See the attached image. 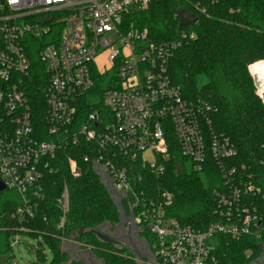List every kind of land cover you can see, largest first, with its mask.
<instances>
[{"label":"built area","instance_id":"built-area-1","mask_svg":"<svg viewBox=\"0 0 264 264\" xmlns=\"http://www.w3.org/2000/svg\"><path fill=\"white\" fill-rule=\"evenodd\" d=\"M148 2L0 0V231L17 244L20 233L44 239L33 224L48 219L41 212L48 179L60 169L62 152L82 147V160L117 193L125 223L150 240V264H214L218 235L264 237L258 205L264 193L233 163L236 144L213 128L217 108L186 97L172 79L169 60L177 42H156L147 28L126 25L124 12ZM34 52L46 70L41 118L28 94ZM257 61L249 69L264 101L251 68ZM95 69L111 75L101 107L93 100L83 119L85 97L92 98L97 86ZM173 137L195 171H203L212 157L222 177L216 219L203 229L183 225L172 213L175 194L155 184L167 171ZM68 164L72 175H80L77 158L69 156ZM5 191L19 194L18 201L3 196ZM67 191L58 199L63 221L70 207Z\"/></svg>","mask_w":264,"mask_h":264},{"label":"trees","instance_id":"trees-1","mask_svg":"<svg viewBox=\"0 0 264 264\" xmlns=\"http://www.w3.org/2000/svg\"><path fill=\"white\" fill-rule=\"evenodd\" d=\"M181 8L195 12L198 19L181 28L178 16ZM123 15L127 26L147 28L151 40L177 42L169 60L173 81L181 86L186 97L203 98L215 105L213 128L228 135L236 144L238 155L233 163L251 174L264 193V101L256 92L249 70L252 62L264 61V0H149L146 6L129 9ZM263 61L255 67L264 68ZM32 63L33 81L28 94L41 118L46 109L42 83L46 70L36 52L32 54ZM95 74L97 86L91 92L92 98L85 97L80 110L83 119L92 109L93 100L102 105L104 87L100 74L108 73L95 69ZM201 75L207 79L199 84ZM86 151L82 147L62 152L60 169L48 179V198L41 209L48 219L40 217L33 227L44 232V241L50 245L53 257L47 262L46 254L40 249L37 263L68 264L69 255L62 249V243L73 239L100 252L106 264H137L126 256V248L105 243L87 229L100 228L106 223L115 226L120 216L100 175L90 163L82 160ZM170 152L167 171L155 184L175 194L172 213L183 225L203 229L216 219L215 191L222 186L220 171L212 157L203 171L197 172L193 166L189 169V159L182 156L174 137ZM69 156L78 159L80 175L71 174ZM66 187L70 207L63 221L58 199ZM258 205L264 213V197L258 200ZM8 235L0 231V241L6 242L5 247L0 246V252L10 249ZM263 253L264 237L261 240L249 236L233 239L218 235L213 249L214 264H252Z\"/></svg>","mask_w":264,"mask_h":264},{"label":"rangeland","instance_id":"rangeland-1","mask_svg":"<svg viewBox=\"0 0 264 264\" xmlns=\"http://www.w3.org/2000/svg\"><path fill=\"white\" fill-rule=\"evenodd\" d=\"M260 61H263V60H259L257 62H260ZM259 65H263V64H259ZM250 73H251V71H250ZM110 75L111 74L109 73V74L105 75L104 77H102L100 79V82L102 83V85H103L104 88L107 87V85H108V81L110 79ZM206 79L207 78H206L205 75H201L199 77V84L204 83L206 81ZM253 80H254V78H253ZM254 84H255L256 92H257V86H256V83H255V80H254ZM260 87H262L261 84H260ZM257 94L259 95L258 92H257ZM187 165H188V168L189 169L192 168V162H191V160H188L187 161ZM163 177H164V175L161 178H163ZM100 179L102 180L101 176H100ZM104 184H105V182H104ZM106 187H107V185H106ZM66 188H67V190H68L67 192L69 194V189H68V187H66ZM64 192H65V190H64ZM64 192H63V194H64ZM3 196H10L13 199H15L16 201H18V199H19V194H17L14 191H5L3 193ZM69 199H70V196H69ZM119 216H120V214H119ZM103 229H111L110 224L109 223L104 224L103 225ZM19 238H20V242H21L20 245L15 242V239L13 237H11V236L8 235V243H10V245H12V250L9 249L6 252H3V251L0 252V264H35V263L38 262V252L40 251V249L46 254L47 260H48L47 262H50L52 260L53 251H52L50 245H48L44 241V239H39L38 236L31 235V234H28V233H20ZM150 239L152 240V237L151 236H150ZM5 243H6L5 241L3 242L1 240L0 241V246L1 247H5ZM88 247H90V246H88ZM94 253L99 258L102 255L98 251H94ZM262 255H263L262 258H260V259L258 258L259 260L258 259H257L258 261L255 260L252 264H264V253ZM137 261L142 262L139 257H137Z\"/></svg>","mask_w":264,"mask_h":264},{"label":"flooded vegetation","instance_id":"flooded-vegetation-1","mask_svg":"<svg viewBox=\"0 0 264 264\" xmlns=\"http://www.w3.org/2000/svg\"><path fill=\"white\" fill-rule=\"evenodd\" d=\"M130 228V236L133 240V243L137 249H135L130 237H129V224L127 223H117L114 227H111V229H104L108 234H111L114 238L118 239L121 243V246H117L119 248H126L127 250V257H129L132 260H135L137 264H141L142 262L137 261V257L147 258L148 264L153 262L154 256L153 251L151 249L150 240L144 236L141 235L140 237L137 235V228H135L133 225ZM113 229V230H112ZM82 260L84 262H81V264H103V262L90 255L89 253H84L82 256ZM90 257V258H89ZM92 261V262H91Z\"/></svg>","mask_w":264,"mask_h":264},{"label":"water","instance_id":"water-1","mask_svg":"<svg viewBox=\"0 0 264 264\" xmlns=\"http://www.w3.org/2000/svg\"><path fill=\"white\" fill-rule=\"evenodd\" d=\"M178 16H179V18H180V23H179V26L182 28V27H184L189 21H196L197 19H198V15L195 13V12H193V11H191V10H189V9H186V8H181L179 11H178ZM3 188V186H0V189H2ZM107 189H108V191H109V193H110V195H111V197L113 198V200H114V202H115V204H116V206H117V209H118V211H119V214H120V219H119V222H118V224L119 223H124L125 221H124V219L126 218V213H125V210H124V208L122 207V205H121V201L119 200V197H118V195H117V193L111 188V187H109L108 185H107ZM110 226L111 227H113L111 224H110ZM132 226H131V224L129 223V237H130V239H131V241H132V243H133V240H132V238H131V236H130V228H131ZM135 227V226H134ZM136 228V227H135ZM87 229H90L94 234H96L98 237H99V239L100 240H102L103 242H105V243H109V244H113V245H115V246H121V243H120V241L118 240V239H116V238H114L111 234H108L104 229H103V227H100V228H95V229H91V228H87ZM137 235L140 237V234H139V231H138V229H137ZM133 245H134V243H133ZM134 247H135V245H134ZM135 249H136V247H135ZM136 251H137V249H136ZM86 252L87 253H89L90 255H92V256H94V257H96V258H98V259H100L102 262H103V264H106L105 263V261L102 259V258H99V257H97V255H95V253H94V250H93V248L92 247H86ZM85 252V253H86ZM138 252V251H137ZM138 254H139V252H138ZM140 255V254H139ZM263 257V255H261V257H259V259L260 258H262ZM90 258V257H89ZM140 258V260L142 261V263L141 264H148V260H147V258H142L141 256L139 257ZM258 259V260H259ZM257 260V261H258ZM82 262H84L83 260H82ZM92 262V261H91Z\"/></svg>","mask_w":264,"mask_h":264},{"label":"crops","instance_id":"crops-1","mask_svg":"<svg viewBox=\"0 0 264 264\" xmlns=\"http://www.w3.org/2000/svg\"><path fill=\"white\" fill-rule=\"evenodd\" d=\"M86 247L73 239L64 240L62 249L69 255L68 264H81V256L86 252Z\"/></svg>","mask_w":264,"mask_h":264},{"label":"bare ground","instance_id":"bare-ground-1","mask_svg":"<svg viewBox=\"0 0 264 264\" xmlns=\"http://www.w3.org/2000/svg\"><path fill=\"white\" fill-rule=\"evenodd\" d=\"M258 62L254 63L251 65V68L252 70L256 71L258 73V76H259V79L261 81V84L264 88V68L263 67H260V66H256L255 65L257 64Z\"/></svg>","mask_w":264,"mask_h":264}]
</instances>
